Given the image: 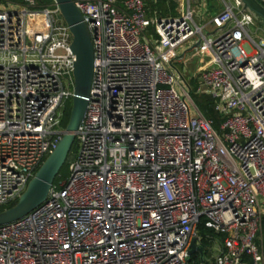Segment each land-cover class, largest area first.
<instances>
[{
	"label": "built area",
	"instance_id": "1",
	"mask_svg": "<svg viewBox=\"0 0 264 264\" xmlns=\"http://www.w3.org/2000/svg\"><path fill=\"white\" fill-rule=\"evenodd\" d=\"M174 1L154 16L146 0H72L93 53L76 155L43 203L0 225V264H264V36L240 0L201 26L200 0ZM193 36L219 131L170 68ZM72 39L55 0H0V206L64 132ZM199 226L215 253H189Z\"/></svg>",
	"mask_w": 264,
	"mask_h": 264
},
{
	"label": "water",
	"instance_id": "2",
	"mask_svg": "<svg viewBox=\"0 0 264 264\" xmlns=\"http://www.w3.org/2000/svg\"><path fill=\"white\" fill-rule=\"evenodd\" d=\"M244 11L264 27V6L258 0H240ZM60 13L73 35L71 50L75 54L73 65L74 89L71 109L64 132L52 152L41 163L26 189L15 204L0 211V225L17 220L43 203L55 177L63 167L75 140V132L82 120L89 100L92 77V43L82 14L72 0H55ZM199 43H196L198 45ZM203 253V246L191 241L189 253Z\"/></svg>",
	"mask_w": 264,
	"mask_h": 264
},
{
	"label": "rangeland",
	"instance_id": "3",
	"mask_svg": "<svg viewBox=\"0 0 264 264\" xmlns=\"http://www.w3.org/2000/svg\"><path fill=\"white\" fill-rule=\"evenodd\" d=\"M206 1V2H205ZM174 3L172 9L171 5ZM176 2L174 0H166L164 4H158L157 6L148 5V10L151 15L157 16L161 15L163 12L165 14L174 15L176 14ZM196 6V5H195ZM170 9V12L168 10ZM205 9V11H203ZM222 10V4L220 0H200L195 8V22L198 25H203L205 22L209 21L210 18ZM213 26L207 28V30H212ZM250 35L257 39V37L264 36V27H262L257 21L253 25L248 27ZM152 33V28L148 29L146 33V37L150 38ZM197 41V36H193L187 43H184L178 47L176 54L179 56L175 58V60L171 61V70L175 72L182 85L189 90V95L192 99L195 95H199L201 93L197 92L196 89L198 87L197 81V73L196 70L199 65L203 64L206 60L210 58L208 53H204L203 47L199 46L196 49L191 48ZM203 53V54H202ZM217 240L216 235H211L209 239L210 244H214L213 242ZM212 246L213 253L216 252L217 245L216 243ZM208 249V246L206 247Z\"/></svg>",
	"mask_w": 264,
	"mask_h": 264
},
{
	"label": "trees",
	"instance_id": "4",
	"mask_svg": "<svg viewBox=\"0 0 264 264\" xmlns=\"http://www.w3.org/2000/svg\"><path fill=\"white\" fill-rule=\"evenodd\" d=\"M43 1L48 2V0H43ZM258 1L260 2V0H258ZM146 2H147V6L152 5V4L154 6H157L158 4L166 3V0H146ZM260 3L264 6V3H262V2H260ZM173 6H174V3L171 5L170 9H172ZM170 9L168 10V12H170ZM166 12H163L161 15H166L165 14ZM192 100L195 103V105L198 107L200 112L203 114V116L205 118L211 120L213 128L215 130L219 131V126L223 120V117L220 114H218V112L215 111L213 99L211 97H209L208 95H205V94H199V95L196 94L194 98L192 97ZM70 109H71V101H68L65 105V108H64L63 121H62V127L63 128L66 127V124L68 122ZM76 151H77V143H76V139H75L74 143L72 144V146L70 148V151L68 153L67 159H66L63 167L61 168L58 175L55 177V179L53 181V185H58L60 182L64 181L68 177V173H69L68 172V163L75 157ZM16 200L17 199L8 202L5 205H1L0 211L14 205ZM199 233L202 236V239H201L202 246L204 248L209 246L210 241L205 235L206 234L213 235V231H211L210 229L204 228L203 226H199ZM247 260H248V264H251L250 260L249 259H247Z\"/></svg>",
	"mask_w": 264,
	"mask_h": 264
},
{
	"label": "crops",
	"instance_id": "5",
	"mask_svg": "<svg viewBox=\"0 0 264 264\" xmlns=\"http://www.w3.org/2000/svg\"><path fill=\"white\" fill-rule=\"evenodd\" d=\"M206 2V1H205ZM203 11H205V9H203Z\"/></svg>",
	"mask_w": 264,
	"mask_h": 264
}]
</instances>
